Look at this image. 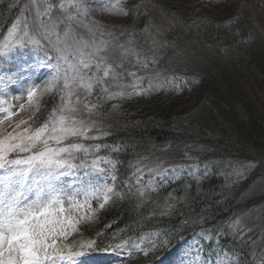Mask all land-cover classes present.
Masks as SVG:
<instances>
[{
	"label": "snow or ice",
	"instance_id": "6c2138e0",
	"mask_svg": "<svg viewBox=\"0 0 264 264\" xmlns=\"http://www.w3.org/2000/svg\"><path fill=\"white\" fill-rule=\"evenodd\" d=\"M35 8L34 18L30 21L18 19L8 29L7 38L0 43V58H6L10 52L28 45L50 47L56 54L55 58L62 60L66 67L62 76V66L59 63L54 66L55 75L45 89L51 91L58 87L61 92L59 106L54 107L47 120L38 127L16 131L21 124L27 123L21 121L13 131L0 136V264H83L81 258L92 253L111 250L130 254L133 248L145 256L158 254L170 242L167 233L163 239L159 233L155 238H145L150 241L147 249L143 247L145 239L137 242L121 239L103 248L99 247V239L67 242L77 230L78 222L72 218L73 210L83 209L95 216L92 201H96L98 209L103 210L117 196L114 183L119 161L111 153H119L121 146L83 143L99 141L108 135L92 117L102 107V102L151 94L163 87L162 84H154L153 77L137 76L134 71L127 72L132 77L130 85L119 83L125 74L123 60L129 54L136 56V63L143 69L149 68V60L155 64L156 59H141L140 53L119 43V37L113 32L86 23L88 10L84 0H59V3L44 0L42 8L38 4ZM28 10L27 6L23 9ZM121 11L127 15V11ZM76 27L85 28L92 39L78 37ZM132 43L129 40V44ZM117 48L120 50L119 60L115 52ZM145 79L147 87H143ZM110 82L119 90L112 91ZM125 87L131 90L125 91ZM34 94V87L28 89L29 102ZM94 94L95 101L92 100ZM0 108H4L0 123L4 119L11 120L15 115L3 104ZM115 108L113 105V110ZM102 149H108V153L101 155ZM188 158L191 159L190 156ZM130 166L134 167L135 185L130 183L129 188L138 185L136 194L140 198H144L149 189L155 191L159 186L154 184L152 176H158L160 184L168 180V170L149 169L150 177L145 187L143 169L138 165ZM193 167L199 171V165ZM94 174L110 177L111 182L93 183L91 178ZM234 174H240V169H235ZM68 177L80 180L81 184H63L64 178ZM84 177L89 178L87 182H84ZM32 193L34 196L30 198ZM81 196L82 201L78 199ZM169 197L176 200L171 193ZM174 207V203L166 200L162 215L171 214ZM229 229L242 231L239 219L230 222ZM102 235V231L98 233V236ZM213 235L204 233L189 245L186 258L179 259L176 264H207L202 251L209 246ZM111 239H115V234ZM216 264L241 262L234 255L221 254ZM258 264H264V255Z\"/></svg>",
	"mask_w": 264,
	"mask_h": 264
},
{
	"label": "trees",
	"instance_id": "16d2710c",
	"mask_svg": "<svg viewBox=\"0 0 264 264\" xmlns=\"http://www.w3.org/2000/svg\"><path fill=\"white\" fill-rule=\"evenodd\" d=\"M151 1L163 4V0ZM246 1L252 2L254 17L245 11L230 27L185 22L182 44L186 46L180 44L172 54L174 59L185 58L188 74L197 78L196 106L188 113V121L172 117L171 111L180 98L173 92L149 96L145 107L151 114L142 116L134 112L123 116L108 102L99 108L103 114L98 120L108 130L102 142L110 147L121 146L119 153H112L119 161L115 171V184L119 185H115L117 196L102 213L113 228V233L104 232L105 237L125 233L134 224L179 235L198 227L216 234L219 223L236 216L247 221L246 214L264 203V187L253 189V184L264 178V0ZM173 5L168 6V18L176 22L183 13ZM142 14L138 12L139 18ZM157 22L164 27L166 19L158 16ZM160 65L173 70L163 60ZM54 106L50 101L48 110ZM193 148L202 161L211 162L208 176L197 180L186 176L147 191L144 198L136 194L138 186L129 188L134 183V167L130 165L143 169L147 187L149 169L178 164L182 155ZM235 169H240V174H234ZM152 179L155 184L156 176ZM170 193L176 200H170ZM166 200L175 207L171 214L162 215ZM239 251L245 258L243 264H252L249 254Z\"/></svg>",
	"mask_w": 264,
	"mask_h": 264
},
{
	"label": "rangeland",
	"instance_id": "374dc122",
	"mask_svg": "<svg viewBox=\"0 0 264 264\" xmlns=\"http://www.w3.org/2000/svg\"><path fill=\"white\" fill-rule=\"evenodd\" d=\"M54 2L59 3V0H54ZM65 2H67V0H65ZM43 3L44 0H0V21L1 11L3 9L7 10V13L9 14L10 19L13 20V23H15L18 19L23 21L25 18L29 19L30 21L35 16V4H38L42 8ZM84 3L88 10L86 23L100 26L101 28L107 29L108 31L112 28L118 29L119 33L116 31L114 35L119 37V43H123L127 47L134 49L135 52L140 53L141 59L145 57H155L156 59L155 64L151 63V60H149V68L143 69L139 64L136 63V56L129 54L123 60L125 74L119 83L122 85H130L132 83V77L127 75L128 71L136 72L137 76L153 77L154 84L159 83L162 84L163 87H161L159 90L153 91L152 93L162 90H173L175 94L180 95L177 103H175V108L171 111V115L172 117H175L176 115L178 117H182V121H188V113L191 112L193 107L196 106L195 100L197 97L195 95V91H193L194 87L191 86L192 82L189 80L178 79L176 77L178 74H172L173 72H164V69L169 68H158L157 60L160 58H165L164 62H166V65L173 67V70H169L188 74L187 69L189 68V63L187 60L179 56L174 59L172 54V52H175L174 49L185 41L183 38V33L181 32V27H184L185 25L184 21L188 19H194V22H199L202 20L203 23H205V19H207V22L217 24L218 26H227L237 19L240 20L245 11L247 14H253V17L255 14L251 6L252 2L250 1L249 3L246 0H163V4L161 5L151 0H84ZM169 4H175L173 5L175 8L182 9L180 13H183V15H181L179 21L172 22L169 20ZM26 6L29 10L23 11ZM121 10L127 11V15H124ZM247 10L249 12H247ZM139 11L143 12L142 18H139ZM60 14L63 15V13ZM154 15L157 17L162 16L164 19H166L164 27H161V25L157 22V17L155 18ZM259 21L261 22L262 19H259ZM170 28L174 30V34L169 39L165 32ZM75 34L78 37L82 36L86 40L92 39L88 31L83 27H76ZM6 38L7 33L4 36L2 43ZM69 39H71V37ZM129 40H132L133 43L129 44ZM38 48L47 50L53 56L42 62L36 57L30 58V51L26 53L24 52L25 55L23 56L14 54L18 51L16 49L10 52L7 56L9 60H18L17 63L15 60L10 61V63L15 62L14 64H17L16 67L11 70L4 69L0 72V104H3L5 108H10V111L15 113V116H17V120L14 122H11L12 120L9 121L4 119L3 122L0 123V135H2L4 132L13 131L14 126L21 121H27V123L21 124L20 129H15L16 131H22L24 128L29 127L30 115H35L40 112L43 109V102L46 99L52 98L58 94L59 89H57V87H53L51 91H45V89L49 87V83L52 80V77L55 75L54 66H56L58 63L62 66V76L64 67L66 66L62 60L58 61L57 58H55L56 54L50 49V47ZM21 50L24 49L21 48ZM115 52L116 57L119 60L120 50L117 48L115 49ZM189 76L191 75L189 74ZM110 86L112 91L119 90L114 84H111V82ZM177 86H179V90H177ZM33 87L35 88V94L32 101L29 102L27 92L28 89ZM143 87H147V79H145ZM124 90L130 91L131 89L130 87H125ZM95 99L96 96L94 94L92 100L95 101ZM148 99L149 94H144L140 96L134 95L125 99H115L107 102L112 107L113 105H116L118 112L123 116H129L131 112H134L138 116H142L147 113L151 114L150 109L145 107V102ZM146 109H148V111ZM134 113L132 114L135 115ZM3 114L4 108H0V117H2ZM194 130H197V128ZM206 132L210 131L206 130ZM189 156L191 159L188 158ZM182 159L184 163L201 161L198 150L194 148L191 150V152H186L183 154ZM193 165L196 164L187 165V169H185V171L188 173L192 172L193 174H197L199 171H197ZM202 169L205 170V166L202 167ZM183 171L184 170H180L179 172L177 171L178 173H176V175ZM62 183L65 185L73 184L76 186L81 184L79 181H77V179L71 177L64 178ZM262 187H264V178L257 180L253 184V189H259ZM29 195L31 198L34 196V193ZM78 199L82 201L83 197H78ZM92 207L94 209H98L96 201H92ZM262 213H264V203L259 206L257 212L254 214L256 215L258 222L259 216ZM72 218L74 221L78 222L77 230L69 236L67 241L68 243H79L82 240L94 239L96 232L101 226V221L96 217V215L93 216L92 213L81 209L79 211L73 210ZM255 223V228H258L256 231L261 233V238L258 242H261V246L263 247V249H259L262 251H260V255H258L257 259H260V257L264 255V223ZM240 227L242 229V231H240L242 235H246L245 226L240 223ZM194 241L196 240H192L190 242L187 241L188 243H184L185 248L180 252L182 254L181 256H178L179 259L186 258L184 251L186 250V247L188 248L189 245H192ZM259 245L260 244L257 243L254 238H252L251 246L252 248L255 246V248L252 249L253 254L254 250L258 253L256 246L259 247ZM124 253L125 252L117 253L111 251L108 254L109 264H121L122 260L124 259ZM220 255L221 254L217 255L216 261H206L207 264H216ZM89 259L90 260H88V262H90V264L108 263V261L103 260L94 262L95 258L91 256ZM258 262L259 260L256 261V264H258ZM83 264L88 263L83 261ZM172 264L176 263L173 261Z\"/></svg>",
	"mask_w": 264,
	"mask_h": 264
}]
</instances>
